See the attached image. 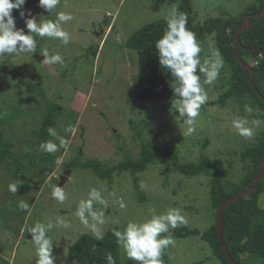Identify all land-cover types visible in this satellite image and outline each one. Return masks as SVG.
Wrapping results in <instances>:
<instances>
[{"label":"rangeland","instance_id":"374dc122","mask_svg":"<svg viewBox=\"0 0 264 264\" xmlns=\"http://www.w3.org/2000/svg\"><path fill=\"white\" fill-rule=\"evenodd\" d=\"M255 1L192 0L195 20L200 23L221 14L239 15ZM37 3L38 0L24 9H30L33 15H47ZM177 5V2L158 0H60L55 11L71 13L74 17L62 25L71 37L67 46L59 40L36 37L34 54L0 57V86L6 90L4 98L11 101L7 111L13 110L15 101L18 102L15 113L10 115L6 111L8 114H4L16 117L14 125L0 126L11 142L14 155L34 149L32 141L36 135L32 131L39 128L49 103L61 107L58 125L53 130L68 140L66 148L53 154L56 159L61 158L60 164L43 162L37 166L24 157L20 162L25 167L16 173L13 159L0 165V264H35V248L28 229L38 222H55L58 217L68 222L69 227L53 228L47 235L53 241L55 264H69L70 246L83 233L93 235L75 216L79 201L86 198L91 188L100 190L108 200L105 223L99 226L103 235L110 227L118 226L123 230L130 220L141 222L149 219L153 211L160 214L168 208L180 209L191 227L204 231L210 226L214 216L209 202L208 177L186 178L178 172L168 173L166 160L149 165L138 175L139 191L134 188L128 171L114 172L110 183L108 179L98 178L91 169L76 167L66 175L68 179L63 185L67 199L60 203L51 198L53 187L67 169L66 164L74 160L81 146L83 161L97 159L113 166L123 160L138 159L144 145L160 142L176 148L184 163L198 161L201 154L219 158L223 162L222 175L228 180L239 182L245 174L241 152L257 141L264 122L253 118L235 99L228 100L224 106L211 104L225 91L226 84L222 83L228 73H221L211 85H203L208 100L201 108L196 132L191 136H184V125L174 123L169 115L171 99L149 102L139 101L135 96L138 54L124 43L143 25L168 17ZM12 15L17 28H25L19 11L14 9ZM41 19H55V12ZM200 45L202 61L218 51L212 36ZM91 47H98L96 55L90 51ZM44 48L50 54L59 53L63 63L44 64L39 54ZM248 60L253 63L252 58ZM15 70L38 90L28 92L24 86L18 90ZM236 118L248 120V126L255 133L252 138L236 133L231 125ZM69 126L74 128L73 132L65 131ZM50 140L59 144L53 136ZM10 183L19 186L15 194L8 190ZM109 193L114 195L109 196ZM22 200L29 203V211L19 208ZM120 203L126 207L120 208ZM260 204L264 206V193ZM102 207L94 204L97 210ZM6 213L11 214L6 216ZM121 256L122 264H133L122 249ZM162 259L163 264H220L210 246L199 237L174 239V244L164 250Z\"/></svg>","mask_w":264,"mask_h":264},{"label":"trees","instance_id":"16d2710c","mask_svg":"<svg viewBox=\"0 0 264 264\" xmlns=\"http://www.w3.org/2000/svg\"><path fill=\"white\" fill-rule=\"evenodd\" d=\"M36 1L27 0L23 7H29ZM158 1L178 3L176 10L187 14V27L196 34L200 44L212 36L224 62L220 74L228 73V78L222 83L226 84L225 91L220 94L216 101H212L211 104L224 106L228 100L235 99L242 109H246V107L252 109L251 116L253 118L264 122V99L257 94L251 83L252 76L254 85L264 96V16L260 20L252 17L254 14H259L264 8V0H256L254 3L246 6L239 15L221 14L208 17L202 23L195 20L192 0ZM240 16L244 17L239 18ZM246 18H251V21L240 33L242 44L240 55L243 62L250 65L252 74L250 70L243 68L236 60V50L238 48L236 33L244 24ZM165 21L166 18H162L143 25L131 34L124 43V46L136 50L138 54V72L134 92L139 101L157 102L159 100L171 99L172 97L171 89L168 86V81L172 82V78L165 74V69L160 68L154 47L155 41L163 34V30L166 27ZM90 51L96 55L98 47H91ZM248 58H252L253 63H250ZM15 72L18 77L16 84L18 90L23 86L28 92L38 90L31 81L25 79L22 73L17 70ZM201 79L203 81L202 74ZM5 94H7L6 90L1 89L0 126L7 124L11 127L14 125L16 117L11 118V116H4V114L7 112L10 115L11 112L15 113V109H18V102L15 101L16 104H14L13 110L9 109L7 111V106L10 105L11 101L4 98L7 97ZM60 108L56 103H49V106L45 108L39 128L32 131L36 137L32 141L34 149L30 153L21 152L19 156L14 155L11 149V142L5 138L3 130L0 129V165L5 164L11 158L16 162L17 168L14 169L16 173L19 169L25 167L20 162V159L24 157L37 166H40L43 162H51L52 165L57 164L56 156L41 152L39 144L50 140L52 137L49 135V129L57 127L58 119L61 115ZM263 156L264 130L258 135L257 141L254 144L241 152L240 158L244 164L245 174L239 182L223 177V162L219 158L213 159L208 155L201 154L198 161L184 163L180 160L179 152L176 148L163 146L160 142H155L152 146L144 145L138 159L123 160L118 165L113 166L104 165L97 159L83 161V148L81 146L78 148L74 160L67 163L65 167L71 170L76 167L91 169L98 178L102 180L108 179L110 183L113 181L114 172L121 174L123 171H128L132 176L133 185L137 191H139L138 175L144 172L149 165L165 160L168 173L178 172L186 178L196 176L208 177L209 202L214 216L210 226L202 231L197 227H191L187 223L170 231L174 239L201 238L210 246L213 256L220 264H231L218 241L216 226L217 211L224 201L234 197L240 191L249 188L250 182L254 180L260 171ZM263 193L264 176L250 194L224 209L222 219L223 241L228 246L230 255L238 264L254 263L255 261H261L264 264V206L260 204V196ZM139 197L143 199V197ZM10 214L6 213V216ZM112 228L119 227H110L101 240H97L95 236L89 233L81 234L69 248V264H107L105 254L108 252L112 253L116 264H122L121 249L118 248L115 237L112 235Z\"/></svg>","mask_w":264,"mask_h":264},{"label":"clouds","instance_id":"9594fccd","mask_svg":"<svg viewBox=\"0 0 264 264\" xmlns=\"http://www.w3.org/2000/svg\"><path fill=\"white\" fill-rule=\"evenodd\" d=\"M27 0H0V57L22 56L25 53L36 52L37 39L39 37L59 40L63 45L70 43L69 32L62 25L74 19L71 13L56 12L60 0H38L37 7L41 8L47 15H33L30 9H24ZM19 11L21 19L24 20L25 28H17L16 19L12 15L13 10ZM55 12V19H41L42 16H50ZM166 27L163 34L155 41L156 58L160 68L166 70L172 82L168 81L172 97L169 115L174 123L181 122L184 125L182 134L191 136L196 132V120L200 115L203 105L208 100L207 92L203 85L213 84L220 75L223 67V59L218 51H214L210 58L201 60L202 48L197 40L196 34L188 27V16L186 13L173 10L166 17ZM26 29V31H25ZM43 57V63L48 65L62 64L63 58L59 53L50 54L47 48L39 53ZM203 75V81L201 79ZM245 111L251 112L250 107ZM246 118H236L231 122L236 133L243 138H252L254 129L248 126ZM258 124L259 121H253ZM66 132H73L74 128L69 126ZM49 135L55 137L59 144L52 140L43 141L39 144V150L44 153L54 154L60 148H66L68 140L57 135L53 129H49ZM57 164L62 162L57 158ZM17 183H10L8 190L16 193ZM114 193H109V196ZM51 198L63 203L67 195L61 186H54ZM99 204L101 210L94 208ZM108 200L102 192L91 188L86 198L78 203L75 216L80 223L89 229L97 240L103 239V233L99 226L105 223V211ZM120 203V208H125ZM19 208L29 211V203L20 201ZM187 224L185 217L178 208H168L165 212L156 214L154 211L149 219L141 222L128 221L123 230L112 228L118 248L123 250V255L133 264H163L162 256L164 250L174 244V238L170 230ZM69 223L62 217L55 222L35 223L28 232L31 234V242L35 248V264H55L56 257L53 255V241L47 233L53 228H68ZM107 264H116L111 252L105 254Z\"/></svg>","mask_w":264,"mask_h":264},{"label":"water","instance_id":"95a60500","mask_svg":"<svg viewBox=\"0 0 264 264\" xmlns=\"http://www.w3.org/2000/svg\"><path fill=\"white\" fill-rule=\"evenodd\" d=\"M264 16V8L261 10V12L259 14H254L252 15V17H256L258 20H260L262 17ZM242 18L244 16H241ZM239 17V18H241ZM251 21V18L247 19V22L244 23L237 31L236 33V41H237V44H238V48L236 50V60L239 64L242 65L243 68L245 69H248L250 70L251 74H252V71H251V67L250 65L246 64L243 62V60L241 59V55H240V51H241V47H242V44H241V41H240V33L243 31V29H245L247 27V24H249ZM251 83H252V86L254 87V89L256 90L257 94L262 98L264 99V96L261 94V92L257 89V87L254 85V79L253 77L251 76ZM72 172L71 169H66L64 171V174L60 175L59 177V181H58V186H61L63 187V185L65 184V182L67 181L68 177L66 175H69L70 173ZM264 176V156H263V159H262V162H261V168H260V171L259 173L257 174V176L254 178V180H252L250 182V186L247 190H244V191H240L238 194H236L234 197H231L229 199H227L226 201H224L220 208L218 209L217 211V221H216V226H217V237H218V241L222 247V249L224 250V252L226 253L227 255V258L229 260V262L231 264H238L233 258L232 256L230 255L229 253V249H228V246L225 244V242L223 241V212H224V209L233 204L234 202H236L237 200L241 199L242 197L244 196H247L248 194H250V192H252L255 187L258 185V183L261 181V179L263 178ZM56 185V186H57Z\"/></svg>","mask_w":264,"mask_h":264},{"label":"flooded vegetation","instance_id":"af4514ba","mask_svg":"<svg viewBox=\"0 0 264 264\" xmlns=\"http://www.w3.org/2000/svg\"><path fill=\"white\" fill-rule=\"evenodd\" d=\"M241 17V16H240ZM249 19V18H248ZM247 22V18H246V20H245V22L244 23H246Z\"/></svg>","mask_w":264,"mask_h":264}]
</instances>
